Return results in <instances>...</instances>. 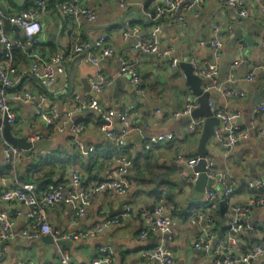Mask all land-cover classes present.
Here are the masks:
<instances>
[{
  "label": "crops",
  "instance_id": "0c3cea01",
  "mask_svg": "<svg viewBox=\"0 0 264 264\" xmlns=\"http://www.w3.org/2000/svg\"><path fill=\"white\" fill-rule=\"evenodd\" d=\"M38 1L40 0H2L7 13L19 12L27 5ZM74 1L94 10L97 13L96 19L77 20L65 15L59 3L48 7L40 16L43 25L42 54L50 59L56 53L54 50L62 53L64 72L59 73L55 81L44 83L30 72L32 62L27 56L26 61L13 65L14 71L11 76L14 86L11 91L29 92L36 96L43 94L46 109L55 107L60 114H64L71 109L75 93L82 98L94 95L86 91L83 80L93 86L95 81L101 80L100 76H104L112 80V83L101 92H96L100 106L104 110L132 108L133 118L141 127V132L129 135L127 148L122 151L134 163L131 188L127 194L123 196L108 192L96 194L87 213L79 218L65 203L47 209L49 222L57 232L90 228L107 219L119 218L120 222L108 226L96 237L75 240L72 249L61 246L71 253L73 264H91L101 245H110L115 249V264H150L141 259L140 253L158 244H164L171 250L174 264H214L213 254L195 247V242L202 235V225L192 224L191 215L200 211L195 205L202 200L193 199V189L190 190L187 186L188 176L175 172L178 148L184 147L185 155L189 157H198L203 129L189 134L186 127L192 115L175 116V112L183 108L186 94L192 90L186 83L179 63L174 68L172 60L180 62L188 53L191 58L195 57L199 61L211 59V45L208 42L216 34L214 26H219L218 35L224 40L222 59L219 62L220 88L211 90L213 94L211 99L220 107L239 112L240 117L235 123L244 130H250V135L240 140L230 150L229 156L225 155L226 147L223 142L215 136L210 137L207 142L208 156L215 161L216 171H229L233 175L234 192L227 197L229 200L225 199L227 206L229 201L230 205L247 204L252 194L258 193L251 191L248 185L253 180L264 178V135L254 133L252 128L264 126V112L255 117L253 116L255 110L252 109L257 101V107L264 103V10H262L264 0H243L248 11L246 17L240 16L235 8L224 0H203L198 16L194 11L182 6L172 17L167 18V23L163 22L158 33L160 50L174 48L171 58L152 53L139 54L135 48V44L148 39L151 30V21L145 18L144 12L157 5L159 0H125L129 2L127 7L121 6V0ZM127 25H130V28L136 26L138 30L133 32L131 28L130 35L124 38L123 32ZM5 32L12 39H25L21 29H10ZM103 33L108 36L109 43L115 50L114 56L104 57L95 64L85 60L86 54L73 52L78 43L91 42V39L95 41ZM201 41H205V44H201ZM21 50L25 53L23 49ZM5 56L4 46L0 44V64L6 60ZM78 56L80 58L74 62ZM127 61L137 65L148 92L145 98L139 96L136 87L119 73L123 62ZM253 67L256 68L254 80L248 81L247 75ZM69 68L72 69L73 89L70 96L62 98L68 86ZM209 81L211 83V80ZM203 87L207 89V84ZM226 90L232 94L227 95ZM240 92L244 95L236 94ZM9 103L17 118L15 124H11L14 135H26L31 140L42 134L43 138L53 140L51 149L68 151L79 156L68 169H58L62 171H57L53 180L61 181L59 185L70 186L72 170L80 171L83 183L89 187L113 176L116 164L107 156L113 147H105L106 141L112 145L113 142L104 138L100 131L103 122L95 112L88 110L82 114H75L72 123L83 127L78 137L71 129L53 132L50 125L36 113L37 100L19 101L10 98ZM2 114L0 111V125H3ZM218 127L216 126L215 131ZM143 133L149 138L168 134H174V138L154 144L148 150L144 146ZM75 138L79 140L83 149L93 148L95 151L97 148L98 159H94L95 162L90 159L94 151L84 155L73 151ZM4 142L6 139L0 129V193L5 188L13 187L19 180L17 170L26 172L31 165L24 150L23 164L15 168L7 165L2 152ZM32 151L35 155L41 152L42 156L52 153V150L37 148H32ZM170 187L171 198L168 199L166 196ZM216 189L217 199L211 213L213 211L215 213L216 208L220 207V202L225 201L222 190ZM160 195L174 216L175 224L170 232H150L142 239L140 232L147 224L143 212L152 211L151 208L160 202ZM0 207L16 216L17 230L26 225V218L16 215L18 210L24 213L27 211L24 205L18 202L3 204L0 201ZM187 208L190 209L189 214H186ZM125 212L128 214H124ZM226 219L227 217L221 220V225L215 230L217 236L222 238L227 229ZM217 220L220 218L217 217ZM245 224L248 229L238 232V242L235 244L236 257H240L256 244H264V208L252 207L245 216ZM50 235L52 240L45 239V235H42L35 239L18 238L10 242H0V264H20L21 260L27 258L36 264H59L57 243L52 234ZM220 258H223V255ZM235 264L243 263L238 261ZM253 264H264V257L255 259Z\"/></svg>",
  "mask_w": 264,
  "mask_h": 264
},
{
  "label": "built area",
  "instance_id": "2783aa9c",
  "mask_svg": "<svg viewBox=\"0 0 264 264\" xmlns=\"http://www.w3.org/2000/svg\"><path fill=\"white\" fill-rule=\"evenodd\" d=\"M227 4L234 7L238 14L242 17L248 16V11L243 0H224ZM203 0H159L157 5L144 12L145 18L151 21V30L147 40L135 44V48L139 54H155L164 58H171L174 51L173 47L166 50H160L158 47V33L162 28L163 22H168L167 18L173 16L182 6L194 11L195 15H199V9ZM129 2L121 0V6L127 7ZM60 9L65 15H70L77 20L86 19L94 21L97 13L74 0H65L59 3ZM48 8L46 0L35 2L33 6L27 9H22L16 13H8L6 16L0 9V44L4 46L6 51V60L0 64V111L8 114V121L15 124L17 118L11 110L9 99L19 101L37 100L36 113L39 117L50 125L53 132H62L71 129L72 132L79 137L83 127L72 123L75 114H82L88 110H92L99 114L104 120L100 126L106 140L113 142L114 149L113 160L116 164L112 177L102 180L96 184L86 186L83 183L80 171L72 170L70 186L58 185L49 187L46 190L37 191V188L32 183H22L17 180L15 185L10 188H5L0 193V201L3 204L18 202L26 207V212L18 210L16 215H21L26 218L25 224L21 229L17 230V219L12 212H7L0 207V242H10L18 238L35 239L42 235L52 234L57 241L59 239H75L86 240L91 237L100 235L105 228L120 222L119 218L107 219L103 223L97 224L86 229H78L72 231L57 232L51 226L47 209L54 205L65 203L72 210L76 217L84 216L88 208L92 204V199L96 194L108 192L112 195L123 196L127 194L131 188V179L129 175L134 171V163L131 158L122 151L127 148V137L137 131L141 132V127L133 118L132 108H111L104 110L100 106V102L94 96L82 98L75 93L72 99V107L64 114H60L55 107L46 109L44 106L45 96H38L29 92L18 93L12 92L14 86L12 72L14 71L12 64L13 50L21 48L30 58L32 64L30 72L37 78H40L44 83H51L56 80L59 73L64 72L63 54L55 53L50 59H47L41 51V35L43 25L40 21V16ZM154 10V11H151ZM264 10V6L262 7ZM6 17V18H5ZM5 19L10 23L16 24L23 31L24 40L10 38L4 28ZM166 22V23H167ZM133 32H137L136 26L131 27ZM130 25H127L123 32V37L127 38L132 30ZM219 26H214L216 34L208 42L211 45V59L199 61L191 58L190 62L194 66V73L203 79L211 80L207 83L206 91L220 88L218 81L219 62L222 59L224 49V40L218 35ZM205 44V41H201ZM73 52L77 54H86L87 61L98 63L104 57H112L115 55L114 48L110 45L108 36L103 33L94 42H81L74 48ZM72 53V50H71ZM178 60H172V66H178ZM256 68L253 67L247 75V80L252 81L255 77ZM120 75L125 76L136 87V90L142 98L147 96V88L143 81L136 63L127 61L123 62L120 68ZM101 80L93 83V89L96 92H101L107 85L112 83V80L100 76ZM227 95H231L230 91L226 90ZM235 94V93H234ZM233 94V95H234ZM243 96L244 93H236ZM210 108L217 118L221 120V125L215 132V138L223 142L226 147L225 155L229 156L230 150L242 139H246L250 135V130H244L235 122L240 117L237 111H229L225 107H220L213 99L209 101ZM199 107L198 98L190 93L185 96L184 106L180 111L175 112V116H191L193 111ZM264 112V103L256 106L253 116ZM205 118H191L187 124L186 132L189 134L197 133L203 129ZM253 130L260 136L264 135V126ZM3 130V125H0ZM144 130V129H142ZM144 132V131H143ZM145 139V148L151 149L154 144L165 142L174 138V134L160 135L157 137H148L143 133ZM43 135H37L31 140H40ZM74 152L84 155L93 152V148L83 149L77 138L74 139ZM175 156V172L188 176L187 186L190 190L194 188L199 172H189L198 164L200 158L189 157L185 155L184 147L177 149ZM4 161L7 165L16 167L24 162V151L22 148L9 143L7 140L2 145ZM206 173L209 178L214 179L219 190H222L224 200L234 192L233 175L229 171H216L215 161L209 156H206ZM251 191L258 193L252 194L247 204L228 203V214L226 219V233L224 237H219L214 229V219L211 213L212 206L215 205L217 199V189L215 187H206L202 201L209 207L206 211H198L191 215L192 224L202 225V235L195 242V247L202 249L206 253L214 255V264H235L240 261L243 264H253L255 259L264 257V244H256L248 251L244 252L240 257L235 256V244L238 242V232L247 230L245 224V216L252 207L264 208V178L253 180L249 185ZM229 200V199H227ZM226 201V200H225ZM167 205L160 201L154 211L144 210L143 216L147 221L146 226L141 229L140 237L143 239L150 232L159 231L161 233L170 232L171 227L175 224L174 216L169 212ZM130 211V209H129ZM128 214V213H124ZM76 224V223H75ZM236 236V237H235ZM57 253L59 264H73L71 253L57 244ZM223 255V258H220ZM116 251L110 245H101L98 248L96 256L91 260V264H115ZM141 259L150 264H174V255L164 244H158L151 248L142 250L140 253ZM20 264H36L32 259H24Z\"/></svg>",
  "mask_w": 264,
  "mask_h": 264
},
{
  "label": "water",
  "instance_id": "95a60500",
  "mask_svg": "<svg viewBox=\"0 0 264 264\" xmlns=\"http://www.w3.org/2000/svg\"><path fill=\"white\" fill-rule=\"evenodd\" d=\"M0 9L5 16L8 14L2 0H0ZM4 28L6 31H8L10 29L20 30L19 26H17L16 24L10 23L7 19H5ZM90 41L94 42L92 39ZM79 58H80V56L76 57L74 59V62L75 61L77 62ZM190 59H191V56H190V53H188L187 57L184 60H181L179 62V66L184 72L187 85L191 88V90H192L191 92L193 93L194 96H196L198 98V102H199V107L193 111L191 118H199V117H205L206 118L205 125L203 127L201 138H200L199 149H198V152H199L198 156H199L200 160H199L198 164L194 167V169L189 171V172H194V171L199 172L198 178H197L195 185H194V188L192 190V197H193V199L202 200L203 194L206 190V187H215V188L217 187L214 179L209 178L207 173H206V156H208V153H209V150L207 148V142L210 139V137L215 136L216 126L221 125V120L219 118H217L216 116H214V114L210 108V105H209V101L213 95L212 92L208 91V90L206 91L205 88L203 87L204 84H207V83L209 84L210 81L205 80L202 77H200L194 73V66L190 62ZM83 83H84V87H85L86 91L92 92V94H94L93 96L96 97V95H95L96 91L94 89L93 90L95 92L92 90V86L86 80H83ZM0 85H1V83H0ZM72 89H73L72 69L69 68L68 69V86H67V90L65 91V94L62 96V98H67L68 96H70ZM257 102H256V104H257ZM256 104L253 106L254 107V108H252L253 110L256 109ZM97 115L100 117L102 122H104V120L101 118V116L99 114H97ZM2 122H3L2 133L4 135V138L9 143L22 148L25 151V154L27 157L30 156L32 148H37L38 150H52L50 147L53 143L52 142L53 140H51L49 138L45 137V138H42L40 140H29L28 136H26V135H24V136L14 135L11 131L12 125L8 121L7 112L2 114ZM253 132L255 133L254 130H253ZM145 135H146V133H145ZM37 156H41V152ZM151 209H152V211H154L155 206H153ZM220 209L224 210V202L223 201L220 202ZM184 211H186V210H184ZM44 237H45V239L51 238V240H52V237L49 234L45 235ZM55 242L58 245H63L69 249H72L73 245L75 243V239H73V238H71V239H59L57 241L55 240Z\"/></svg>",
  "mask_w": 264,
  "mask_h": 264
},
{
  "label": "trees",
  "instance_id": "16d2710c",
  "mask_svg": "<svg viewBox=\"0 0 264 264\" xmlns=\"http://www.w3.org/2000/svg\"><path fill=\"white\" fill-rule=\"evenodd\" d=\"M63 1H65V0H61V2H63ZM57 3H60V2L59 1L58 2L50 1V2H48V7L55 6V5H57ZM33 5H34V3L27 5L25 7V9H27ZM151 11H154V10H151ZM54 51L57 53V50H54ZM26 60H27V54L24 53L21 50V48L20 49L16 48L13 50V58H12V64L13 65H15L16 62H22V61H26ZM105 147L106 148L113 147L110 155H107L108 157L113 159L114 153H115L114 149H116L114 144L112 145V144H110V142L106 141ZM96 151H97V148L95 149L94 153H92V156L89 155L90 159L92 161L94 159H98V153ZM77 157H79V156L76 154H71L68 151L62 152V151H59L56 149H52V153L48 154L47 156H42V155L37 156L34 154V151H31V154L28 157L31 161L30 168L26 172H21V171L19 172V170H17L18 179L22 183L34 184L37 188V191L46 190L52 186H58L61 181H54L53 180L57 171H62V170H58V169H60V168H62L64 170L68 169V167H70L71 163L75 159H77ZM93 162H95V160ZM132 176H133V174L129 175V178L131 179ZM170 190H171V187L168 189V195L166 196V198H168V199L171 198V193L169 192ZM162 197H163L162 195L159 196L160 201H162L161 200ZM170 203H173V202L170 201ZM224 203H225L224 210H221L220 207H218V208H216L215 213H214V211L212 212L214 223H215L214 224L215 230H217L219 225H221V223H222L221 220H224L227 217L228 206H227L226 201H224ZM195 207L197 209H200V211H206V208H208L209 206L202 201L198 205L196 204ZM189 212H190V209L187 208L186 214H189ZM180 214L182 215L183 212H181ZM215 216L220 218V220L216 221L217 217L215 218Z\"/></svg>",
  "mask_w": 264,
  "mask_h": 264
},
{
  "label": "rangeland",
  "instance_id": "374dc122",
  "mask_svg": "<svg viewBox=\"0 0 264 264\" xmlns=\"http://www.w3.org/2000/svg\"><path fill=\"white\" fill-rule=\"evenodd\" d=\"M63 13V12H62ZM13 58V57H12Z\"/></svg>",
  "mask_w": 264,
  "mask_h": 264
}]
</instances>
